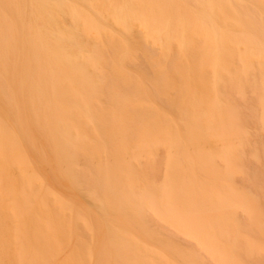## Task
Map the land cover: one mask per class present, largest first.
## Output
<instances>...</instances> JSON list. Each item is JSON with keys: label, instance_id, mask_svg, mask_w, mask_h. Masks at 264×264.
<instances>
[{"label": "bare ground", "instance_id": "1", "mask_svg": "<svg viewBox=\"0 0 264 264\" xmlns=\"http://www.w3.org/2000/svg\"><path fill=\"white\" fill-rule=\"evenodd\" d=\"M227 86L264 132V0H0V264H203L152 218L242 264L212 242L264 238Z\"/></svg>", "mask_w": 264, "mask_h": 264}, {"label": "rangeland", "instance_id": "2", "mask_svg": "<svg viewBox=\"0 0 264 264\" xmlns=\"http://www.w3.org/2000/svg\"><path fill=\"white\" fill-rule=\"evenodd\" d=\"M141 68L143 69L142 71L147 72V68L145 65H143ZM225 92L229 93L234 102L238 104L241 122L249 130L248 138L237 142L239 146L241 145L242 157L238 163L241 167V172L234 176L235 182L241 188L256 193L259 200L264 206V132L261 130V127L257 120L256 110L258 109L256 95L250 91V88H247L244 96H237L231 86H227ZM254 148H258L260 151L262 155L260 160H254L251 156L252 150ZM157 151L158 155L156 156L154 161H151V167L149 166L151 171L150 176L155 182H159L163 178L166 149L164 147H160ZM226 158L228 159V161L231 160L230 157ZM236 217L241 224L245 226H251L252 222L246 219L245 216L238 214ZM152 220L153 223L162 231L159 236L167 237L170 241H172L185 251H191L193 255L203 264H230L222 260V255H219L213 250H209L207 247H204L203 244L194 235L171 231L168 227H164L155 218H152ZM230 237H233L230 238L231 240H235H226L224 237L220 235H218L217 237L216 235L214 237V240L211 241L216 245H220L221 247H223V251L228 249L229 244H235L234 250L242 264H264V253L255 256V253L249 255L246 252H249L250 241L259 240L264 242V238L262 236L255 233L251 235H242L241 233H236ZM211 241L209 240V242ZM175 264L182 263L175 262Z\"/></svg>", "mask_w": 264, "mask_h": 264}]
</instances>
